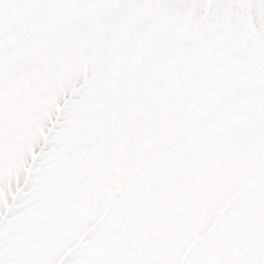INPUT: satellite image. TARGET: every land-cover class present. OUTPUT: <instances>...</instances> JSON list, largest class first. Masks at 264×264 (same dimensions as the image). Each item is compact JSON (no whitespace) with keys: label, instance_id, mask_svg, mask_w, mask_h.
Masks as SVG:
<instances>
[{"label":"snow or ice","instance_id":"obj_1","mask_svg":"<svg viewBox=\"0 0 264 264\" xmlns=\"http://www.w3.org/2000/svg\"><path fill=\"white\" fill-rule=\"evenodd\" d=\"M0 264H264V0H0Z\"/></svg>","mask_w":264,"mask_h":264}]
</instances>
